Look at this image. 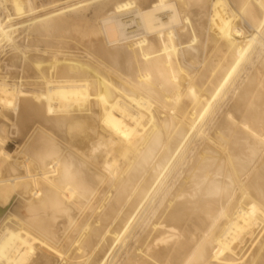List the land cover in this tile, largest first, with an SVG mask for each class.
Instances as JSON below:
<instances>
[{"label":"bare ground","instance_id":"6f19581e","mask_svg":"<svg viewBox=\"0 0 264 264\" xmlns=\"http://www.w3.org/2000/svg\"><path fill=\"white\" fill-rule=\"evenodd\" d=\"M36 1L0 0V263L264 264V0Z\"/></svg>","mask_w":264,"mask_h":264},{"label":"rangeland","instance_id":"374dc122","mask_svg":"<svg viewBox=\"0 0 264 264\" xmlns=\"http://www.w3.org/2000/svg\"><path fill=\"white\" fill-rule=\"evenodd\" d=\"M52 1L53 0H37L36 2L38 3V4H41V3H45L46 5H44L43 6V8L45 9V10H47V12L45 11V10H42L43 8H41L40 7V9H39V11L37 12V13H40V14H45L46 15V13H47V15L48 14H50V12H59V11H65V12H68V13H70V11L71 10H73L74 9V7H77V6H82L86 1H88V0H54V2L52 3ZM98 0H89V2H91V9L87 12V14H88V16L89 17H93L94 16V7H96L98 4H99V2H101V0H99L98 2H97ZM103 1V0H102ZM104 1H106V0H104ZM41 2V3H40ZM96 2H97V4H96ZM74 3V6H72V4ZM75 3H76V5H75ZM71 4V5H70ZM95 4V5H94ZM70 5V6H69ZM92 5H93V7H92ZM199 5L200 4H198V5H194V6H192V8L193 9H199ZM47 6V7H46ZM50 9H52L53 11H51ZM50 12H49V11ZM93 11V12H92ZM42 12V13H41ZM44 12V13H43ZM29 18H31V15H20V16H18V17H16L15 18V20H18V19H24L25 20V22H26V20H27V22H29ZM5 20L7 19V16H5V18H4ZM79 57H81V58H83L84 57V55H79ZM86 58V57H85ZM254 61H257L256 60V57H254ZM253 68H254V65H253V63H249L246 67H245V69H243L242 70V72H241V75H240V77L238 78V80H237V84L238 85H243L246 81H247V79H248V74L253 70ZM237 91H238V89H236L235 90V94L237 93ZM234 93V92H233ZM20 144H21V139L20 138H14V137H10V139H8V143H7V148H8V150H11V151H13V152H16V151H18L19 149H20ZM24 157H26V156H24V155H22V157H21V162H22V159H24ZM27 159V158H26ZM53 162H56V161H53ZM35 186H37L38 187V185H35ZM34 186V187H35ZM18 196L17 195H15L14 197H12V198H10L9 200H8V202H6V203H4V204H0L1 206H0V226L2 225V222H4L5 221V219H6V217L8 216V215H10L11 213H16V206L18 205V203H19V197L17 198ZM3 206V207H2ZM6 206V207H5ZM15 207V208H14ZM4 211V212H3ZM6 213H7V215H6ZM86 211L85 212H81V214H80V212L77 214V216H79V217H77V219H78V221H80L81 220V217L83 218L86 214ZM80 214V215H79ZM83 214H84V216H83ZM6 215V216H5ZM5 218H4V217ZM4 218V219H3ZM4 220V221H3ZM132 243H133V241H129V243H128V245L127 246H125L124 248H123V250H122V253L121 254H123V256L121 257V259H123V257H124V252L125 251H127V250H130L131 249V245H132ZM131 244V245H130ZM126 248V249H125ZM0 264H2V262L0 263Z\"/></svg>","mask_w":264,"mask_h":264},{"label":"built area","instance_id":"2783aa9c","mask_svg":"<svg viewBox=\"0 0 264 264\" xmlns=\"http://www.w3.org/2000/svg\"><path fill=\"white\" fill-rule=\"evenodd\" d=\"M27 161L26 158L22 159V163H25ZM37 191V190H36Z\"/></svg>","mask_w":264,"mask_h":264}]
</instances>
